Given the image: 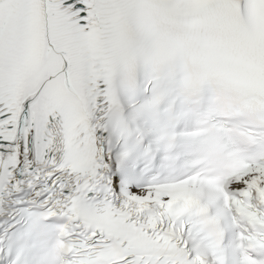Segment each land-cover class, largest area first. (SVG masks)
I'll list each match as a JSON object with an SVG mask.
<instances>
[{
    "label": "snow or ice",
    "instance_id": "6c2138e0",
    "mask_svg": "<svg viewBox=\"0 0 264 264\" xmlns=\"http://www.w3.org/2000/svg\"><path fill=\"white\" fill-rule=\"evenodd\" d=\"M0 264H264V0H0Z\"/></svg>",
    "mask_w": 264,
    "mask_h": 264
}]
</instances>
